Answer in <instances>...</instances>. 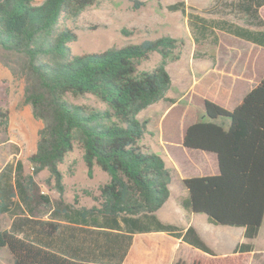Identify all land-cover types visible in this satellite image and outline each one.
Instances as JSON below:
<instances>
[{
	"label": "trees",
	"instance_id": "obj_1",
	"mask_svg": "<svg viewBox=\"0 0 264 264\" xmlns=\"http://www.w3.org/2000/svg\"><path fill=\"white\" fill-rule=\"evenodd\" d=\"M97 2L0 0V62L24 78V100L43 123L36 152L29 158L32 174H24L22 161L8 163L0 173V215L15 214L14 206L34 201L36 176L44 170L61 196L57 201L48 194L39 196L50 208L52 220L15 215L11 227L0 230V249L9 248L13 264H122L133 234L161 231L215 256L194 226L184 228L158 217L171 195L172 173L161 155L142 144L149 121H142L139 114L161 100L175 102L166 94L173 85L168 65L180 59L175 53L178 40L163 35L101 53L74 55L71 43L78 35L67 21ZM142 4L136 2L135 7ZM263 7L264 0H212L199 11L180 0L167 9L186 16L195 58L216 62L221 33L264 48ZM154 52L161 54L160 63L152 70L140 69L141 60L150 59ZM69 95H92L107 108L74 103ZM9 125V111L0 106V133ZM76 145L83 150L90 177L96 166L110 177L94 197L99 206L78 207L77 197L74 204L64 202L66 186L60 165ZM183 146L214 154L219 171L183 179L188 195L181 201L182 208L206 215L213 225L244 228L247 242L238 243L235 252H252L251 240L264 224V73L232 110L204 100V118L186 128ZM62 217L125 231L124 255L112 261L109 253L98 258L88 250L80 255L77 248H71V254L62 252L54 243L62 228L55 219ZM173 264L202 263L179 260Z\"/></svg>",
	"mask_w": 264,
	"mask_h": 264
},
{
	"label": "rangeland",
	"instance_id": "obj_2",
	"mask_svg": "<svg viewBox=\"0 0 264 264\" xmlns=\"http://www.w3.org/2000/svg\"><path fill=\"white\" fill-rule=\"evenodd\" d=\"M180 0H98V2L85 10L80 17L67 21V25L75 30L78 38L71 43L74 55L88 53H101L109 48H121L130 44H139L148 40L159 38L163 35H171L178 40V47L175 53L180 56L177 61H171L168 70L174 77L171 94L177 98L182 97L194 76H199L200 67L193 66L195 42L190 33L187 18L182 12H172L167 9L169 4ZM189 6L202 10L207 7L212 0H185ZM136 2L142 5L135 7ZM264 16V7L261 9ZM124 30L132 31L127 35ZM222 46L217 48L222 63V76H233L243 72L251 71L256 80L264 73V48L241 40L234 36L221 33ZM210 50V46H206ZM161 61V54L154 52L150 59L141 60L140 69L152 70ZM238 63V64H236ZM249 68H251L249 70ZM190 72L191 75H187ZM247 74V73H245ZM214 83L209 80H202L198 83L197 91L206 97L216 93ZM25 80L20 76L14 75L8 66L0 62V106L7 109L10 114V125L5 132L0 133V173L8 163L17 164L22 161L24 174L30 175L33 167L30 163V156L36 152L39 139V130L43 123L37 119L31 105L24 100ZM183 92V93H182ZM68 98L78 104H86L98 109H106L105 103L100 102L96 97L87 95L85 97ZM191 96H186L182 100V106L192 107ZM202 100V99H201ZM199 100V101H201ZM167 102V101H166ZM169 103V102H168ZM195 104V103H193ZM223 106V105H222ZM233 109L234 106H223ZM204 110V108H203ZM202 113V114H201ZM204 116V112L200 111ZM148 116L145 111L141 113L140 119L143 121ZM181 117H184L182 115ZM152 119V118H151ZM184 118L181 119L183 122ZM229 121L226 123L228 127ZM149 138V137H148ZM149 142L148 139L142 141L144 146ZM173 158H169V163H175L172 168V192L174 196L179 195V202L184 198L182 192L185 187L180 175L187 177L213 175L218 173L217 164L210 157L192 154L181 156L178 149L173 150ZM208 161V162H207ZM64 174L65 193L64 202H74L75 197L81 198L84 202H90L98 193L97 185L103 181L108 174L100 167L94 168L93 177L88 174V168L83 160V150L76 145L73 151L68 153L64 162L60 165ZM50 173L47 170L36 176L37 188L32 192L34 201L29 206L25 204L21 207H13L15 214L0 215V230L10 228L13 218L28 217L32 221L46 220L51 217L50 208L46 207L39 199L41 194H48L54 201L60 199V193L54 188V181L48 182ZM17 202H20L17 200ZM177 209L172 214L174 222L184 223L187 219L183 216V210ZM182 214V215H181ZM200 216V215H199ZM203 216V215H202ZM179 225L184 227L183 225ZM203 229L202 237L205 242L215 250L216 255L210 256L200 250L189 247L182 250V259L186 262L200 261L202 264H264V224L259 231V235L252 242L254 250L248 253H236L232 248L240 238L239 227H226L213 225ZM31 232V228H25ZM244 240V239H243ZM244 242V241H243ZM13 256L8 247L0 249V263L13 264Z\"/></svg>",
	"mask_w": 264,
	"mask_h": 264
},
{
	"label": "crops",
	"instance_id": "obj_3",
	"mask_svg": "<svg viewBox=\"0 0 264 264\" xmlns=\"http://www.w3.org/2000/svg\"><path fill=\"white\" fill-rule=\"evenodd\" d=\"M222 37L223 36L221 35V44L219 47L222 46ZM193 60L199 61L195 62L196 64L193 66V71H195V66L198 64L200 66L202 65V67L198 69L201 73L199 76H194L193 82H191L190 86L184 90L185 92L182 97L177 98L175 95L171 94V88L167 92L166 97L174 99V103H168L165 100H161L141 112L143 113L145 111V115L148 116L145 120L149 121L148 132L145 135V139H148L149 142L146 144V147L161 155L170 171H172L175 163L173 164V162H171L169 166L167 160L173 158V150L176 149L180 151L181 156L200 154L202 155L200 156L202 157V161H204L203 156L210 157L212 159L211 162L214 161L218 167L217 158L214 154L190 150L183 146L185 130L192 123L204 118V116L201 115L202 113L200 114V111L204 112V100L207 99L223 106L232 105L235 107L263 76L260 75L256 80L255 75H251V71L244 72V74L243 72L238 75L234 74L233 76H222V63H224V60L221 59L218 50L216 62H213L209 57L195 58ZM250 69L251 68H249V70ZM187 75L189 76L191 73L187 72ZM172 80L174 84L173 75ZM202 80H209L211 84L214 83L216 93H213L212 96L208 97L199 94L196 88L198 83ZM186 96L192 97V107L182 106V100ZM141 113L139 114V118ZM182 115H184V117H181ZM183 118L184 120L181 122V119ZM94 176L96 175L94 174ZM180 177L181 179L188 178L184 174L180 175ZM109 179V175L105 176L103 181L98 183V193L96 195H99V187L107 183ZM170 189V198L157 212L158 217L164 222L181 225L182 223L180 222L171 221L172 214L180 208L184 211L183 216L187 219L182 225L185 226V228L194 226L199 235L204 237L203 229L209 226L207 216L204 214H192L185 211L181 206V201L179 202V195L174 196L171 185ZM182 194L186 197L188 195L187 190L185 189ZM77 198L79 203L76 206L78 207L86 206L91 208L95 205L99 206V202L95 199L91 198V201L87 203L81 198ZM74 202H66V204H74ZM46 220H52V217H48ZM55 220L62 224V228L54 237L55 245L60 247L62 252H69L71 254L72 249L74 250V248H77V250H75L78 251V254L80 255H83L85 250H88L91 252L93 251L91 257L96 256L98 258H104L103 253H109L112 261H115L120 254L124 255L125 253L127 243L125 231L113 229L111 227H103L102 225H96L93 223H88L90 225H86V223L83 222H72L63 217ZM235 231L239 232L240 238L232 248H235L240 242H247V239L244 237V228L239 227V230ZM109 232H112V235H104ZM31 237H33V234H31ZM254 240H251V242ZM68 245L71 247H68ZM189 247H191L189 244L166 232H138L133 234L132 243L122 264H173L182 259V250L186 248L189 249Z\"/></svg>",
	"mask_w": 264,
	"mask_h": 264
}]
</instances>
